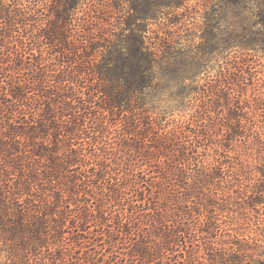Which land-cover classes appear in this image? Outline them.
<instances>
[{
	"label": "rangeland",
	"instance_id": "1",
	"mask_svg": "<svg viewBox=\"0 0 264 264\" xmlns=\"http://www.w3.org/2000/svg\"><path fill=\"white\" fill-rule=\"evenodd\" d=\"M136 1L142 2L29 0L34 10L27 19L17 16L18 30L0 31L3 75L11 73L17 82L39 72L73 81L95 111L91 133L84 137V161L71 172L59 167L56 173V186L64 193L44 183L36 193L26 189L22 199L30 207L51 193L50 209L61 206L67 216L63 237L90 260L164 264L135 261L136 247L143 246L135 233L164 237V221L173 224L182 217L181 241L171 243L169 264H264V53L240 46L219 50L214 43L216 50L206 54L185 95L159 79L154 84L161 87L125 93L115 82L111 59L130 34L129 22L133 28L144 25L141 34L152 47L169 30L191 46L200 43L201 31H189L196 34L189 37L178 29L203 23L211 5L182 0L178 9L162 5L159 16L155 0H148L149 15L137 20L131 10ZM227 21L238 22L230 9ZM89 37L99 39V46L81 42ZM173 131L189 134L195 146L170 157L173 145L158 137ZM12 169L22 172L19 165ZM26 174L9 183L16 185ZM153 216L159 228L149 230ZM159 237L154 242H162ZM6 254L2 249L0 264H36L34 258L21 263Z\"/></svg>",
	"mask_w": 264,
	"mask_h": 264
},
{
	"label": "trees",
	"instance_id": "2",
	"mask_svg": "<svg viewBox=\"0 0 264 264\" xmlns=\"http://www.w3.org/2000/svg\"><path fill=\"white\" fill-rule=\"evenodd\" d=\"M147 2L136 1L131 8L137 20L149 15L151 8L145 5ZM154 3L159 16L164 14L162 5L172 3L175 9L183 5L182 0H158V3L155 0ZM208 3L211 5H206L203 23L196 22L194 28L184 24L185 27L178 29L189 37L196 35L189 31H201L200 43L191 46L182 44L180 33L169 30L167 37L152 47L141 34L144 25L136 24L133 28L132 20L127 23L130 34L124 40L125 44L113 51L111 59L119 88L125 93H139L161 87L159 83L154 84L159 79L168 82L169 88H178L176 94L183 96L205 66L206 54L211 55L216 50L214 43L219 44V50L228 51L240 46L264 53V0H209ZM229 9L238 17L236 24L227 21ZM32 10L34 6L29 0H0V31L18 30L17 16L27 19ZM85 41L81 42L91 45L98 42V46L101 43L99 39L90 37ZM108 65L111 66L110 63ZM37 73L14 82L13 74L3 75L0 66V110L5 111V115L0 116V253L3 249L8 258L21 263L34 258L36 264H112L111 259L90 260L73 250L70 241L63 237L67 216L61 213V206L56 210L50 209L51 193L45 195L42 204L36 200L30 207L22 199L26 189L38 192V185L50 184L53 187L50 191L64 193L56 186V173L59 167L71 172L73 165L85 158L84 137L91 133L89 124L94 120L91 114L95 113L90 100L85 97L86 93L73 81L64 82L63 78L55 79L46 73L38 76ZM3 77L9 80L4 83ZM31 91H36L34 96H28ZM158 140L173 145L170 157L184 154L195 146V140L183 131H173L170 135L158 137ZM12 165L15 171L17 165L21 167L20 175L27 173L22 181L16 179V185L9 183V179L14 180L18 175L13 172ZM70 214L75 219L78 217ZM175 221L173 224H169V220L164 221L167 230L164 237H159L161 234L154 236L152 231L135 233L138 243L143 245L136 247L133 254H139L135 257L136 262L159 259L169 264V251L173 250L171 243L178 241L179 246L181 241L179 225L183 219L180 217ZM158 222V218L153 216L149 230L153 227L158 229ZM150 237L152 244L148 240ZM154 237L163 241L154 242ZM178 264L186 262L182 260Z\"/></svg>",
	"mask_w": 264,
	"mask_h": 264
}]
</instances>
